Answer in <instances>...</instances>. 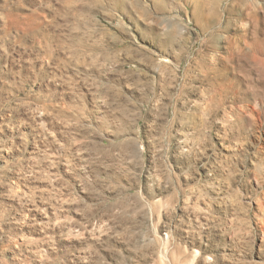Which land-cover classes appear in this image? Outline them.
<instances>
[{
    "label": "rangeland",
    "instance_id": "rangeland-1",
    "mask_svg": "<svg viewBox=\"0 0 264 264\" xmlns=\"http://www.w3.org/2000/svg\"><path fill=\"white\" fill-rule=\"evenodd\" d=\"M0 264H264V0H0Z\"/></svg>",
    "mask_w": 264,
    "mask_h": 264
}]
</instances>
